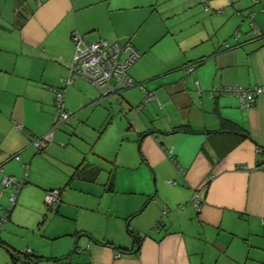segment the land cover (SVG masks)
<instances>
[{
    "label": "crops",
    "instance_id": "0c3cea01",
    "mask_svg": "<svg viewBox=\"0 0 264 264\" xmlns=\"http://www.w3.org/2000/svg\"><path fill=\"white\" fill-rule=\"evenodd\" d=\"M136 1L0 0V181L3 175L22 180L24 166L28 172L5 225L26 192L42 201L43 193L57 188L58 213L61 192L73 179L94 183L104 171L84 158L70 167L63 188L36 182L37 174L48 175V161L61 162L53 158L55 142L43 144L42 151L31 145L52 129L53 89L60 88L68 113L79 116L96 105L104 114L97 143L112 125L125 133L116 139L129 145L119 146L102 184L104 197L123 201L102 210L121 225L114 234L75 231L61 254L31 250L42 258L33 264L66 256L67 264H249L253 249L264 251V157L257 152L264 147V98L241 109L236 98L211 90L264 85V0L252 17L247 14L256 31L248 21L250 29H243V0H208L207 9L197 0H155L153 6ZM158 2L164 4L159 18L152 14ZM73 31L86 42H129L140 55L127 70L136 83L130 89L136 88L102 99L89 93L96 89L83 78L65 87ZM150 93L153 98L145 101ZM118 113L125 116L113 124ZM76 121L68 126L75 131ZM179 126L191 133H172ZM60 128L53 130V141L60 142ZM131 146L143 180L131 175L137 165ZM196 191L202 197L198 211L190 202ZM7 198L0 186V216ZM129 230L141 238L138 245ZM232 239L238 241L234 250Z\"/></svg>",
    "mask_w": 264,
    "mask_h": 264
},
{
    "label": "rangeland",
    "instance_id": "374dc122",
    "mask_svg": "<svg viewBox=\"0 0 264 264\" xmlns=\"http://www.w3.org/2000/svg\"><path fill=\"white\" fill-rule=\"evenodd\" d=\"M256 1L257 3L252 5V0H243V29L244 25L247 27L246 30L250 29V26L247 24V21L250 24V19L247 17V14L254 12V8L260 6L258 0ZM144 2H151V6H153L155 0H137L135 4L142 5ZM160 4L158 2L154 8L155 11H152V14L158 16V18L163 17L158 13L164 12L162 8L164 4ZM262 5H264V1ZM135 88L130 90H134ZM130 90L124 94L130 92ZM89 93L94 94L96 97L98 96V93L93 88H89ZM129 98L132 99L133 97ZM131 102L133 103V101ZM96 107L95 105L93 111H91L92 113L85 112L79 116L74 114L66 123L59 126V128L61 127L60 131L63 132L60 142L53 141L52 138L48 147L54 142L58 144L53 147L55 149L53 158L61 159V162L58 164L48 161L50 167L45 169V172L49 176L42 173L37 174L36 182L42 185L47 184L49 186L48 189L53 188L54 184L60 185L59 187L63 188L68 180L66 178L70 174V167L76 166L84 158L88 163L98 164V167L104 169V171L100 172V175H98L94 183H85L81 180L73 179L69 185L70 187H65L61 192V204H59L58 213L55 211L56 204L48 205L45 201L46 192L43 193L44 198L42 201L37 199V195L33 192H26L24 203L16 205L11 212L10 223L12 226H9L10 223L5 225L8 219L7 216L6 221L0 227V242H6L5 244L15 251L32 250L39 255L47 257L52 256L51 254L63 253L66 250L68 239L72 237L71 235L75 231L81 232V230H86L95 235H104L114 234L113 232L117 227L118 231L120 230L121 222L114 219V217L107 219L102 210L105 208H113L115 210L123 201L116 196L105 195L104 197V194H102L104 192L102 184L104 172L113 166L112 163L115 160L114 155L119 150V146L128 147L129 144L120 138L118 140L116 139L118 134L123 136L125 133L124 131L120 133V127L117 129L115 125H112L109 128V133L97 143L96 138L98 137V133H100V128L103 127V124L107 120L105 122L103 121L106 117ZM118 114L116 116L117 121H114L113 124L118 123V120H123L122 118L125 116L122 113ZM75 120H77L76 131L74 127H68L71 125V121L74 122ZM87 120L88 123H86ZM101 122L103 123L102 125H100ZM130 152L135 155V161L137 162V165L134 163L136 167H134V172L131 175L138 180H143V173L145 172L143 171L142 173V168H138L140 164L136 156V148L131 146ZM56 168L58 169L54 172L53 169ZM27 174L28 172H26ZM148 184L149 186H154L153 177L149 180ZM25 188L26 185L24 184L20 191H25ZM54 190L57 191L58 189L55 188ZM104 199L109 200L105 203L103 202ZM98 207L100 210L97 211ZM235 243H238V241L232 239L231 250H234ZM246 251L243 256H246ZM262 254L264 255V251L253 249L251 252L252 257H249L248 263L253 264L255 261H252V258H256L258 264H264ZM1 258L6 259L7 262V259L10 260L8 253H6L3 247L0 248V264H5ZM16 264H20V262H16Z\"/></svg>",
    "mask_w": 264,
    "mask_h": 264
},
{
    "label": "built area",
    "instance_id": "2783aa9c",
    "mask_svg": "<svg viewBox=\"0 0 264 264\" xmlns=\"http://www.w3.org/2000/svg\"><path fill=\"white\" fill-rule=\"evenodd\" d=\"M38 2V0H24ZM205 9L208 8V0H197ZM256 3V0H252ZM253 14H250L252 17ZM252 29L256 31L254 25L250 24ZM260 35V34H258ZM73 44V55L68 66V74L62 79L65 87L72 86L79 78L88 80L98 92L100 98L104 99L111 95L120 94L123 91L130 89L136 83L130 78L127 73L128 68L137 61L139 54L135 51L130 43L119 44L118 42H107L105 40H98L94 42H86L84 38L73 31L70 35ZM185 70L191 72L192 65H186ZM54 91V107L55 115L51 123L52 129L42 139L34 140L31 145L37 150H41L43 144H50L52 141L53 130L58 128L61 124L66 123L73 115L68 113L63 104V89H53ZM212 95H220L227 97H234L237 99L241 109H247L253 106L259 98H264V85L256 86L254 88H244L240 86L220 87L211 90ZM154 94L150 93L146 96L145 101L153 98ZM141 106L138 107L140 109ZM21 130V126H16ZM260 153V149L257 150ZM14 160L18 161L19 157L16 155ZM24 169V178L18 180L15 177L3 175L0 181L1 192L8 193V206L2 210L0 216V227L6 221L8 213L12 207L15 206L18 193L25 184L26 167ZM182 173V169H180ZM59 191H47L45 201L48 205L58 203ZM202 201L200 191L192 194L191 205L196 211ZM166 209L163 208L165 213ZM69 259L63 260L60 264H67Z\"/></svg>",
    "mask_w": 264,
    "mask_h": 264
},
{
    "label": "trees",
    "instance_id": "16d2710c",
    "mask_svg": "<svg viewBox=\"0 0 264 264\" xmlns=\"http://www.w3.org/2000/svg\"><path fill=\"white\" fill-rule=\"evenodd\" d=\"M129 43V42H127ZM133 47V46H132ZM137 52V51H136ZM139 54V53H138ZM140 57V55H139ZM201 63V60L198 61L196 64H200ZM176 132H181V133H191V130L187 127V126H179L177 128H175L172 133H176ZM245 137H248L247 136V133L245 135ZM260 153L259 155L261 157H264V147H260ZM39 151H42V150H39ZM78 171V169H76ZM76 172V171H75ZM79 172V171H78ZM96 172V171H95ZM94 172V174H95ZM77 174V172H76ZM93 177V176H92ZM94 178V177H93ZM107 190H112V183L109 182L108 183V186H107ZM59 191V190H58ZM128 233L132 236V238L134 239V243L135 245H138L139 242L141 241V238L139 236H137L135 233H133L132 231H128ZM0 247H3L7 250L8 254H9V257L10 259L13 261V263H16V262H20V264H33L35 259L38 261V260H42V258H39L37 256H35L32 251H15L13 249H10L9 247L5 246L4 244L0 243ZM120 252H125L123 251L122 249H118ZM75 251V250H74ZM128 252H133V250H130ZM65 259H69V256H66L64 257L63 259L61 260H54V264H60L63 260Z\"/></svg>",
    "mask_w": 264,
    "mask_h": 264
}]
</instances>
